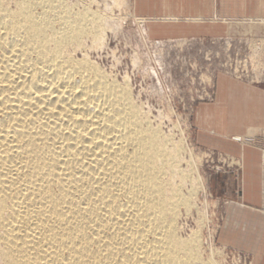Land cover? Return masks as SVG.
I'll return each instance as SVG.
<instances>
[{
  "label": "bare ground",
  "instance_id": "1",
  "mask_svg": "<svg viewBox=\"0 0 264 264\" xmlns=\"http://www.w3.org/2000/svg\"><path fill=\"white\" fill-rule=\"evenodd\" d=\"M71 4L0 0L1 262L217 264L178 233L182 145L91 58L105 21Z\"/></svg>",
  "mask_w": 264,
  "mask_h": 264
},
{
  "label": "rangeland",
  "instance_id": "2",
  "mask_svg": "<svg viewBox=\"0 0 264 264\" xmlns=\"http://www.w3.org/2000/svg\"><path fill=\"white\" fill-rule=\"evenodd\" d=\"M68 1L76 10L91 9L103 17L101 44L85 38L91 58L120 83L128 77L132 98L147 112L151 125L182 145L180 166L188 174L183 192L195 193L190 210H180L181 238L198 231L204 261L256 264L254 252L227 246L221 236L231 199L229 170L239 168V159L200 146L195 139L194 115L199 103L214 100L218 74L264 76V17H216L213 21L227 26L221 36L149 40L146 19L135 14L134 0ZM244 141L257 144L254 137ZM180 176L172 178L177 185L182 182Z\"/></svg>",
  "mask_w": 264,
  "mask_h": 264
},
{
  "label": "crops",
  "instance_id": "3",
  "mask_svg": "<svg viewBox=\"0 0 264 264\" xmlns=\"http://www.w3.org/2000/svg\"><path fill=\"white\" fill-rule=\"evenodd\" d=\"M133 8L146 19L149 40L221 36L227 26L216 17H264V0H134ZM215 84L214 100L197 105L194 125L200 146L240 162L229 170L222 241L254 252L256 264H264V81L218 74ZM249 137L257 144L245 143Z\"/></svg>",
  "mask_w": 264,
  "mask_h": 264
},
{
  "label": "built area",
  "instance_id": "4",
  "mask_svg": "<svg viewBox=\"0 0 264 264\" xmlns=\"http://www.w3.org/2000/svg\"><path fill=\"white\" fill-rule=\"evenodd\" d=\"M255 70L257 71L258 69H255ZM260 74H262V73H260ZM238 78L239 79H247V80L260 82V81H263L264 76H259L258 77L257 74H251L250 72H246V73H243V74H239ZM263 155H264V152H263ZM263 158H264V156H263Z\"/></svg>",
  "mask_w": 264,
  "mask_h": 264
}]
</instances>
